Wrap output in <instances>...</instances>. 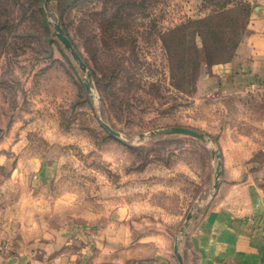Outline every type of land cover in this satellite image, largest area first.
Listing matches in <instances>:
<instances>
[{"label":"rangeland","instance_id":"obj_1","mask_svg":"<svg viewBox=\"0 0 264 264\" xmlns=\"http://www.w3.org/2000/svg\"><path fill=\"white\" fill-rule=\"evenodd\" d=\"M260 8L264 0H0V264L177 263L175 243L198 264L193 232L232 206V146L264 162V107L208 77ZM169 128L203 141L153 134Z\"/></svg>","mask_w":264,"mask_h":264},{"label":"crops","instance_id":"obj_2","mask_svg":"<svg viewBox=\"0 0 264 264\" xmlns=\"http://www.w3.org/2000/svg\"><path fill=\"white\" fill-rule=\"evenodd\" d=\"M208 77L209 86L217 91L254 95L264 107V8L249 20L231 60L211 66ZM262 121L264 129V117ZM231 149L238 156L224 165L228 169L224 184L232 188L228 197L232 206L219 204L193 232L187 248L200 256L198 264H264V162L256 165L250 155L243 156L248 149L240 145ZM260 149L264 153V146ZM222 205L224 213L218 216Z\"/></svg>","mask_w":264,"mask_h":264},{"label":"water","instance_id":"obj_3","mask_svg":"<svg viewBox=\"0 0 264 264\" xmlns=\"http://www.w3.org/2000/svg\"><path fill=\"white\" fill-rule=\"evenodd\" d=\"M48 0H45V2H47ZM53 30L56 34V37L58 38V40L63 44V46L69 50L70 54L72 55V57L74 58V60L78 63V66L81 68L82 71H85L84 69V64L82 63L80 57L78 56V54L75 52L74 48L72 47L71 43L69 42V40L66 38V36H64V34L62 33L61 28L59 27V25L54 24L53 25ZM87 86L85 85V88ZM102 128L111 136H114L116 138L119 137V134L117 132H114L112 129H110L107 125H105L104 123H101ZM153 134L156 135H183V136H189L195 139H199L201 141H203V135L199 134L193 130L190 129H186V128H169V129H165V130H160V131H155L153 132ZM211 154V158L216 160V167H215V184L213 186V189H216L218 187V179L221 176V172H220V168H221V162H220V157L217 154V152L215 150H211L210 152ZM190 220V215H188L186 217V223L184 225V227H186L187 222ZM173 254L177 260L178 264H182V260L178 251V245L177 243L174 244L173 247Z\"/></svg>","mask_w":264,"mask_h":264},{"label":"trees","instance_id":"obj_4","mask_svg":"<svg viewBox=\"0 0 264 264\" xmlns=\"http://www.w3.org/2000/svg\"><path fill=\"white\" fill-rule=\"evenodd\" d=\"M236 48H237V47H236ZM236 48H235V49H236ZM233 55H234V53H233ZM233 55H232V56H233Z\"/></svg>","mask_w":264,"mask_h":264}]
</instances>
